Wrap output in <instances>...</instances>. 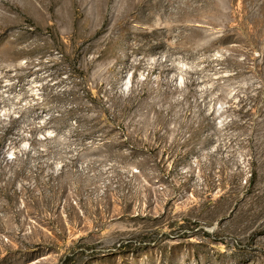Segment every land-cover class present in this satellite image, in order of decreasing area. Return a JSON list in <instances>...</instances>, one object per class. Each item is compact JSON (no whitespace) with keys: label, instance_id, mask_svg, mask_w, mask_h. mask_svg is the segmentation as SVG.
Here are the masks:
<instances>
[{"label":"rangeland","instance_id":"obj_1","mask_svg":"<svg viewBox=\"0 0 264 264\" xmlns=\"http://www.w3.org/2000/svg\"><path fill=\"white\" fill-rule=\"evenodd\" d=\"M1 10L0 264H264V0Z\"/></svg>","mask_w":264,"mask_h":264},{"label":"bare ground","instance_id":"obj_2","mask_svg":"<svg viewBox=\"0 0 264 264\" xmlns=\"http://www.w3.org/2000/svg\"><path fill=\"white\" fill-rule=\"evenodd\" d=\"M29 2V4H33L35 2V0H27ZM4 3V2H3ZM1 6H2V0H0V16H2V10H1Z\"/></svg>","mask_w":264,"mask_h":264},{"label":"trees","instance_id":"obj_3","mask_svg":"<svg viewBox=\"0 0 264 264\" xmlns=\"http://www.w3.org/2000/svg\"><path fill=\"white\" fill-rule=\"evenodd\" d=\"M9 157H10L11 159H16V158H17V156H16V157H13V156H10V155H9ZM0 189H1V187H0Z\"/></svg>","mask_w":264,"mask_h":264}]
</instances>
